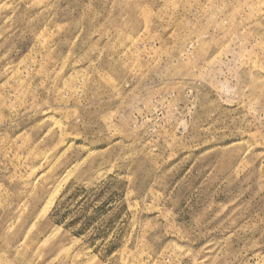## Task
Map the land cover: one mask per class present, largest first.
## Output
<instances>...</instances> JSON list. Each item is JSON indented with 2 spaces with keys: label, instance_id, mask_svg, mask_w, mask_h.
Returning a JSON list of instances; mask_svg holds the SVG:
<instances>
[{
  "label": "rangeland",
  "instance_id": "rangeland-1",
  "mask_svg": "<svg viewBox=\"0 0 264 264\" xmlns=\"http://www.w3.org/2000/svg\"><path fill=\"white\" fill-rule=\"evenodd\" d=\"M0 264H264V0H0Z\"/></svg>",
  "mask_w": 264,
  "mask_h": 264
}]
</instances>
